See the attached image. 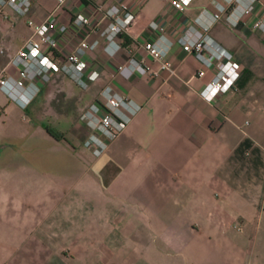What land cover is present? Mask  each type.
Wrapping results in <instances>:
<instances>
[{
	"label": "crops",
	"instance_id": "obj_1",
	"mask_svg": "<svg viewBox=\"0 0 264 264\" xmlns=\"http://www.w3.org/2000/svg\"><path fill=\"white\" fill-rule=\"evenodd\" d=\"M219 3L229 4L191 0L177 10L170 0H32L24 15L0 6L1 74H16L9 60L30 34L28 18L67 25L53 51L60 69L38 81L25 107L8 98L1 107L2 123L24 119L20 134L41 143L30 147L35 161L0 165V264H264V33L252 26L255 12L234 26L222 12L210 24L208 33L240 63L234 87L212 101L200 90L215 69L198 75L202 63L178 41L197 28L202 8L215 11ZM112 5L134 14L115 35L116 52L74 48L84 33L73 15L90 13L85 38L102 44L104 10ZM152 20L163 29L150 31ZM161 32L174 73L157 61L156 74L117 71L130 55H145L142 41ZM59 75L91 102L110 84L140 108L119 133L99 125L72 142L38 109L44 87Z\"/></svg>",
	"mask_w": 264,
	"mask_h": 264
},
{
	"label": "built area",
	"instance_id": "obj_2",
	"mask_svg": "<svg viewBox=\"0 0 264 264\" xmlns=\"http://www.w3.org/2000/svg\"><path fill=\"white\" fill-rule=\"evenodd\" d=\"M59 6L65 0H55ZM228 5L218 4L217 10L209 11L202 8L194 17L197 23L196 29L188 28L178 37L183 49L193 52L200 60L203 67L197 71L198 75L204 73V67L215 69L211 79L200 90L201 96L212 101L220 92H225L234 87L240 73V63L232 57L231 52L216 41L209 33L210 24L225 13V19L231 25H237L242 15L256 13L252 24L253 28L264 33V5L258 6L257 0H227ZM32 0H0V6L9 4L18 14H26L31 7ZM191 0H170V4L177 10H183ZM112 5L104 10L109 16V21L101 31L104 42L99 39L87 42L85 35L92 30V16L90 13L77 12L73 15L71 23L83 36L77 41L74 48L88 47L97 50L100 46L110 55H113L119 47L115 35L134 20V14L123 5ZM30 34L21 46L11 56L9 63L16 67V74L11 72L0 75V89L6 93L9 99L16 101L20 106L26 104L35 96L39 89L38 81H47L51 74L60 69V61L53 56L57 44V34L67 32V25L53 18L46 17L41 21L32 18L27 19ZM150 31L163 27L152 20L149 23ZM142 49L145 55L137 57L130 55L124 62L118 63V72L128 77L133 72L145 73L151 71L156 74L158 69H165L174 73L175 68L167 58L169 40L161 32L156 38H148L142 41ZM74 57V53L68 54ZM151 61L158 62V69L151 67ZM140 105L128 96L117 92L110 84H105L100 89V98L93 101L83 112L82 119L91 127L104 126L110 133H119L137 112ZM2 108L0 107V112Z\"/></svg>",
	"mask_w": 264,
	"mask_h": 264
},
{
	"label": "rangeland",
	"instance_id": "obj_3",
	"mask_svg": "<svg viewBox=\"0 0 264 264\" xmlns=\"http://www.w3.org/2000/svg\"><path fill=\"white\" fill-rule=\"evenodd\" d=\"M41 95L46 98L42 99L40 104L38 103L39 113L47 120H51L57 131L59 130L72 142H77L86 129H93L82 119L83 112L92 103L89 94L68 81L66 77L55 76L44 87ZM6 98L9 99L0 89V107L4 106ZM8 117L6 122L0 121V143H6L0 149V165L8 166L17 162L35 161L38 156L31 155L30 147L41 143L40 136L29 137L28 134H20V131L27 126V122L25 123L24 119H15L13 116ZM60 152L65 157L63 151H55L53 155L61 158ZM52 169L62 171V168ZM74 171H76L75 168L67 170L69 173Z\"/></svg>",
	"mask_w": 264,
	"mask_h": 264
},
{
	"label": "trees",
	"instance_id": "obj_4",
	"mask_svg": "<svg viewBox=\"0 0 264 264\" xmlns=\"http://www.w3.org/2000/svg\"><path fill=\"white\" fill-rule=\"evenodd\" d=\"M53 134H54L55 136H58L57 132H53Z\"/></svg>",
	"mask_w": 264,
	"mask_h": 264
}]
</instances>
